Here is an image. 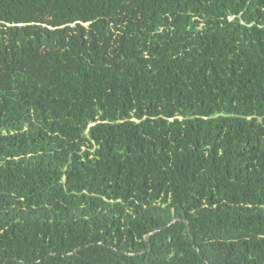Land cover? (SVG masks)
Returning a JSON list of instances; mask_svg holds the SVG:
<instances>
[{"label": "trees", "instance_id": "1", "mask_svg": "<svg viewBox=\"0 0 264 264\" xmlns=\"http://www.w3.org/2000/svg\"><path fill=\"white\" fill-rule=\"evenodd\" d=\"M0 264H264V0H0Z\"/></svg>", "mask_w": 264, "mask_h": 264}, {"label": "water", "instance_id": "2", "mask_svg": "<svg viewBox=\"0 0 264 264\" xmlns=\"http://www.w3.org/2000/svg\"><path fill=\"white\" fill-rule=\"evenodd\" d=\"M186 229H187V232L189 233V229H188V226L187 225H186ZM145 240H148V236H145Z\"/></svg>", "mask_w": 264, "mask_h": 264}]
</instances>
